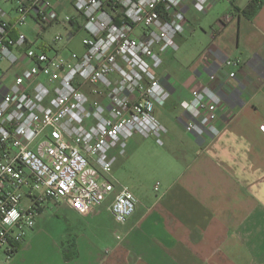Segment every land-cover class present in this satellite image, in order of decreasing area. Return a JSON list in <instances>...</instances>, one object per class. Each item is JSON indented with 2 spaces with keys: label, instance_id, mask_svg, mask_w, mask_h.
<instances>
[{
  "label": "built area",
  "instance_id": "2783aa9c",
  "mask_svg": "<svg viewBox=\"0 0 264 264\" xmlns=\"http://www.w3.org/2000/svg\"><path fill=\"white\" fill-rule=\"evenodd\" d=\"M14 3L15 15L0 18V252L8 258L50 204L92 217L109 202L122 224L134 214L138 198L116 181L115 163L135 135L164 144L167 127L156 110L167 106L171 93L157 70L164 55L179 49L177 36L193 31L189 9L205 14L211 0ZM68 6L70 13L64 12ZM235 17L227 13L217 28ZM55 23L69 36L86 33L81 52L69 40L60 45L61 33L51 41L43 37V28ZM25 26L31 38L21 30ZM241 65L240 58L224 61L235 68L230 78ZM222 103L207 84L191 89L181 102L186 132L218 136ZM260 129L264 133V119Z\"/></svg>",
  "mask_w": 264,
  "mask_h": 264
},
{
  "label": "crops",
  "instance_id": "0c3cea01",
  "mask_svg": "<svg viewBox=\"0 0 264 264\" xmlns=\"http://www.w3.org/2000/svg\"><path fill=\"white\" fill-rule=\"evenodd\" d=\"M221 1L211 0L205 14L188 11L193 31L177 36L180 55L195 51L191 41L201 38L199 27L208 38L197 56L186 60L188 69L174 68L179 53L169 52L157 70L171 93L167 106L156 110L167 127L163 148L151 153V137L135 135L120 158L129 165L153 156L163 168L151 189H131L137 206L146 208L124 226L125 236L101 239L98 232L87 233V224L95 223L102 207L89 217L66 204H50L37 220L49 224L60 239L72 235L76 257L66 259L64 247L50 237L43 243L51 249L39 245L43 229L36 220L38 226L28 230L20 250L9 258L0 252V264H264V133L260 129L264 119V2L249 15L245 13L249 0H227L228 9L215 12ZM2 4L0 18L15 15L14 0ZM230 12L236 13L232 22L207 31L210 17L220 20ZM230 57L242 60L236 78L229 77L235 68L224 66ZM210 74H216V79L211 81ZM204 84L223 99L217 120L221 133L216 137H199L185 130L181 102L189 98L191 89ZM158 182L159 190H155ZM29 237L38 247L24 248Z\"/></svg>",
  "mask_w": 264,
  "mask_h": 264
},
{
  "label": "rangeland",
  "instance_id": "374dc122",
  "mask_svg": "<svg viewBox=\"0 0 264 264\" xmlns=\"http://www.w3.org/2000/svg\"><path fill=\"white\" fill-rule=\"evenodd\" d=\"M2 5H3V7L7 8L5 3ZM229 5H230L229 1L222 0L221 2H219L215 12L225 11L228 9ZM72 11H73V8H68L64 12L70 13ZM7 17H8L7 14H5L4 18H7ZM217 20H218V18H216L214 15L212 17H210V19L208 20V21H210L209 22L210 24L208 25V28H206L207 31L212 30L213 28H216ZM28 25H29V27L35 26L32 21H29ZM36 29H38V27H36ZM21 30L26 32V34H28V36L30 38L32 37V35L30 34V29L27 26L21 27ZM198 32H200V34H202V35H200L201 38H196V39L191 38L192 44L196 46L195 51L193 50L194 52H191L190 54H188L187 56L184 57V56L180 55L181 51L177 50L176 52L179 53L176 55L178 62L176 61L175 65H173L174 68H177L178 70L181 69V71H183V72L185 71V69H188L189 65H188V62L186 60L190 59V57H192V56H193V58H195L198 54V49L201 48L204 45V43L207 42L208 38L203 35L204 34L203 30L200 27L198 28ZM42 33H43V37L47 41H51L57 33H61L64 36V40L60 43V45L64 44L66 41L69 40V47L72 50H75L78 52H81L83 50L82 39L86 35V33L84 31H80L78 33H75L74 36H72V35L69 36V33H68L67 29L65 28V26H63L62 24H59V23H55V24H52L49 26H45L43 28ZM203 36H204V38H203ZM39 43L40 42H38L37 46L39 45ZM174 54H175V52H174ZM173 60L175 61V58L172 59V62H173ZM6 65L7 64L5 63L4 66H6ZM13 74H14V70H12L8 74V81H11ZM142 138H144V137H142ZM151 138L148 140L150 142L148 144H150L151 153L156 152L159 148H163L161 145H159L157 143L155 138H152V139ZM128 149L129 148L127 147V150ZM120 158L121 157H119L118 161L115 163V166H114V172H113L114 177H115L116 181L118 182V184L123 185V186H128L131 189H133L135 192L136 191L138 192L141 190L145 191V190L151 189L154 186L155 182L159 180L158 176L162 174L163 168L161 165H158V161L155 158H153V156L152 157L146 156L144 158H141L139 160H136V161L130 163L129 165H125V160H126L125 158L122 159L123 161H120ZM106 205H108V203H105L104 206H102V211L99 213L95 223L94 224L93 223L87 224V227H86V231L88 234L96 233V235H98V233H99V235L101 236L100 237L101 239L114 238V239L118 240L117 235L124 237L125 236V234H124L125 227L124 226L128 225L130 222L134 221L135 219H138L139 216L142 214L143 210L146 208V207H143L142 205H138L136 207L135 213L131 216V218H129L127 220L128 223L126 222L122 225V223H119L116 221L114 216L111 214L110 210L106 209ZM37 221H36V223H37ZM41 221L40 220L38 221V223L40 224L39 227H41V229H43L42 234H40V236H39V240H38L39 245L43 242L47 243L48 238L50 237L51 239H56L58 244H60V246L64 247L63 248V250H65L64 255H65V253L66 254H69V253L73 254V251L76 249L73 248V245H72V235L66 234L64 237H62L60 239L57 232H55L53 234L49 224H44V223L42 224ZM97 228H98V230H97ZM43 233H46V234H43ZM27 242L28 243L24 244V248L26 247L27 250H30L35 246L34 244H31L32 240L30 237L27 238ZM46 243H43L42 245L47 246ZM36 247H38V246H35V248ZM47 247L51 249V246L50 247L47 246Z\"/></svg>",
  "mask_w": 264,
  "mask_h": 264
},
{
  "label": "trees",
  "instance_id": "16d2710c",
  "mask_svg": "<svg viewBox=\"0 0 264 264\" xmlns=\"http://www.w3.org/2000/svg\"><path fill=\"white\" fill-rule=\"evenodd\" d=\"M260 7H261V5L257 4L256 2H250L248 4V6L246 7V9H245V13L251 15L256 10H258ZM20 247H21L20 244H16L15 247H14V250L12 252V255L14 253H16L18 250H20ZM64 252H65V250H64ZM65 257H66V259H71L73 257H76V252H73V254H71V255H68V254L65 253Z\"/></svg>",
  "mask_w": 264,
  "mask_h": 264
}]
</instances>
